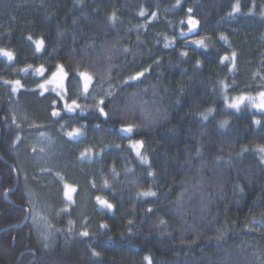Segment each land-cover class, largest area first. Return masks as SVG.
<instances>
[{
  "label": "trees",
  "instance_id": "obj_1",
  "mask_svg": "<svg viewBox=\"0 0 264 264\" xmlns=\"http://www.w3.org/2000/svg\"><path fill=\"white\" fill-rule=\"evenodd\" d=\"M7 1L0 0V48L14 53L7 68L42 66L50 74L63 65L68 98L84 110L55 117L63 107L55 91H41L31 73L8 92L0 71L8 92L0 90V264H148L146 256L151 264H264V115L247 100L228 107L264 92V0ZM189 15L199 21L191 32ZM202 38L206 48L193 44ZM233 51L235 67L221 62ZM82 70L93 74L98 93L116 85L102 105L107 117L95 106L98 93L75 92ZM137 72L144 76L124 83ZM14 103L35 126L18 120ZM129 125L131 133L122 131ZM56 128L66 144L44 171L25 156L22 140ZM74 128L78 138L67 135ZM134 141H143L147 163ZM85 149L90 158H81ZM61 179L76 187L64 212ZM29 181L57 206L53 249L35 231ZM89 189L113 208L90 200L82 215ZM146 191L156 195H138Z\"/></svg>",
  "mask_w": 264,
  "mask_h": 264
},
{
  "label": "rangeland",
  "instance_id": "obj_2",
  "mask_svg": "<svg viewBox=\"0 0 264 264\" xmlns=\"http://www.w3.org/2000/svg\"><path fill=\"white\" fill-rule=\"evenodd\" d=\"M8 1L10 2L11 0H8ZM17 1L19 2L20 0H17ZM38 1L39 0H27V2H29L28 4H32V5L37 3ZM20 2H23V0H21ZM10 5L11 4L9 3L7 7L10 8L9 7ZM0 26H1V21H0ZM193 44H195V43L193 42ZM8 62H12V60L9 61L7 57L0 56V71L1 72L5 71V73H3V75H2L5 77L3 78L1 76V80H3L4 83H6L7 81H10V80H12V81L18 80L19 77L21 76L20 74H23L27 78V77H29V75H31V73H33L35 76H33L32 83L36 82L37 83L36 87L41 89V91H44V92H46L48 90L55 91L57 93V96L59 97V99L63 103V107L56 108L55 111L56 112H62L63 110L68 111L64 107V104H65V102H67L68 104H71L72 101H70L68 98L69 94H68V89H67L66 77L62 81V88L57 87L56 84H45V89H46L45 90V89L40 88L39 85L44 84L46 80L50 79L52 73L56 69L52 73L47 74L45 68L43 67V75H40L35 71L36 69H39V68H27L28 70H27V72H25V71H23V69L18 70V68L16 69L14 67H8L7 68V65L9 64ZM80 72H83V70ZM37 77H39L40 79H38ZM73 82H76V84H74L75 85L74 90L79 96L80 95H90V94L94 95V94L98 93V89H95V86L93 87L94 80L89 87L88 94L82 93L83 81L79 75L77 77L73 78ZM6 84L10 85V87H11L8 92H13L12 91L13 85H11L9 83H6ZM110 85L112 86L111 91L113 92L116 85L115 84H109L104 89H102V91H100V93H98L99 98L104 96L105 90H108ZM5 87L6 86H3V85L0 86V90L2 91V89H3L4 94L8 93V92H6ZM30 97L31 98H33V97L37 98V96H35V95H32ZM107 97L108 96H104V98H107ZM258 99H259V97L257 98V100ZM18 106H19V104H17V103L13 104V110H14L15 116L18 118V120L25 125L35 126L36 121L30 119V117L28 115H25V112H23ZM254 109L257 112L264 115V110H261V109L255 108V107H254ZM55 117H58V116H55ZM60 128H62L63 130L65 129V127H61V126H60ZM58 130L59 129L56 128V129H52L49 131L31 132V133L26 134L22 140V144H23L22 148L24 149L25 156H29V158H30L29 160H32L35 163V165L41 170L55 166L57 158L62 155L61 152H62L64 145L66 144V141L64 140V138L62 136V132L61 131L58 132ZM72 130L73 129L69 130L68 132H71ZM42 133H43V135H41ZM70 138H78V137H70ZM136 142H138V141H134L133 143H131V146H132V144H134ZM33 149H35V150H33ZM41 149H43V151H41ZM133 150L136 153V149L133 148ZM140 153L142 155V148H140ZM49 173L51 175L45 174L47 178H49V179H51L53 177L59 178L57 173H53V172H49ZM87 175H88L87 181H90L93 178H95L94 177L95 174L92 172L87 173ZM63 180L61 179L62 186H64L65 183L72 184L69 182H63ZM27 186H28V190H29L28 195L30 197L31 206H32L31 215H32V222H33L35 231L37 232V235L41 239L42 243L46 246V248L53 249L55 242H56V235H57V227H56V224L54 222V218H55V216H57V214H56L57 213V211H56L57 206L55 203L48 201L43 196L42 192H40V190H42V188H44V186H41V185H40V187L37 186L36 181H33V182L29 181L27 183ZM99 187H101V186L98 184V186L95 189V192L99 193V191H101L103 189V188H99ZM84 192L85 193H83V191H82L81 201H80V202L85 204V206L81 205V207H80V213H82V215H84L86 213V211H84V210L85 209L87 210V208H89L88 204L91 202L90 200H92V203H93V200H96V197L98 196V195L94 196L90 189L85 190ZM74 195H75V193L73 194V199H74ZM59 199H61L60 203L63 207L61 211L64 212V210H65L64 206L66 205V203H64V200L66 202H68V201L64 197L63 191L59 195ZM71 204H72V202H71ZM244 264H249V261H246V263H244Z\"/></svg>",
  "mask_w": 264,
  "mask_h": 264
},
{
  "label": "snow or ice",
  "instance_id": "obj_3",
  "mask_svg": "<svg viewBox=\"0 0 264 264\" xmlns=\"http://www.w3.org/2000/svg\"><path fill=\"white\" fill-rule=\"evenodd\" d=\"M179 3V0H178ZM193 10L191 8L188 9V12L191 13ZM234 11H239V4L237 3L234 6ZM145 13L143 11L140 12V15H144ZM153 16H155V14L153 13ZM109 19L114 23L117 19L116 14L113 13ZM187 23L189 25V32H191L193 29H195L198 24L199 21L196 20L193 16L189 15L188 16V20ZM183 35V33H181ZM29 40H32V37L29 36L28 37ZM221 39L227 40V37L225 36H221ZM195 44H197L198 46L201 47H207V44L205 42V39H200V40H196L194 41ZM35 44V48L36 51H40L43 47H44V40L43 38L37 39L34 41ZM168 45L166 44L165 47H167ZM184 55H187V53H184ZM0 56H5L8 58L9 61L14 59V53L10 50L7 49H3L0 48ZM235 58H236V53L233 51L231 54V57L225 55L221 58V62L223 61H231V63L233 64V67H235ZM29 67H31V65H29ZM27 68L23 69V71L27 72ZM38 74L43 75V67L41 66V68L36 69L35 70ZM147 71V69L145 70ZM111 74V69H109L108 71V75ZM67 73L64 71V66L58 64L56 66V70L52 73L51 78L46 80L44 84L39 85L40 88L45 89V84H56L57 87H61L62 88V81L64 80V78L66 77ZM79 76L82 78L83 81V89H82V93L83 94H88L89 92V87L92 84L93 80H94V76L93 74L89 73L88 71H83L79 73ZM142 76H144V72H137L135 75H130L126 81H124L125 84H127L128 80H139ZM6 83L12 84L13 88L12 91L16 92L19 87H22L21 82L19 80H15V81H7ZM111 85L109 86L108 90H105L104 92V96H111L113 95V92L111 91ZM225 87H227L225 85ZM46 90V89H45ZM104 96H102L97 102H96V108L97 110L104 115L105 117H107L108 113L105 112L104 107H102V105L105 104V98ZM259 99L257 100L256 97H251V96H239L233 99V102L231 104L228 105V107L231 108H235L237 110H239L241 104H243L245 102V100L249 101L250 104L252 105V107L264 110V92H260L258 94ZM85 98H88L87 96ZM92 99L96 100V97H92ZM225 99H227V97H225ZM64 107L69 111V112H74L76 111L77 108H81V106L79 104H77L76 100L73 99L71 104H68L67 102H65ZM84 109L81 108V111H83ZM213 111V109L209 108L208 112L211 113ZM53 116H59L60 113L53 111L52 113ZM201 116L204 117V119H207V114L205 113H201ZM228 121H222L221 124L222 126L227 125ZM257 124H259V121H256ZM63 127V125H62ZM83 126H81L82 128ZM81 128H74L71 132H68L67 135L69 137H79L81 135ZM134 126L133 125H129L126 128H123L122 131L124 132H128L131 133L133 131ZM43 135V133L41 134ZM132 147L134 149H136V154L137 156L140 158V160L142 162L147 163V159L145 156L141 155L140 153V148L143 147V141H138L134 144H132ZM35 150V149H33ZM41 151H43V149H41ZM103 151V150H102ZM258 151L261 154V159L264 160V145H260L258 147ZM81 158H90L91 157V152L89 149H85L84 151H82L80 153ZM114 171V170H113ZM149 175H153L154 173H149ZM107 181H104V184L107 186ZM76 192V188L73 185L64 184V188H63V194L64 197L66 198V200L68 202H74L73 201V194ZM138 195H143V196H155L156 193L153 191H146L143 193H138ZM96 201L103 207L105 208H113V205L111 203H109L106 199H103L100 196L96 197ZM131 223V222H130ZM161 223H163V221H161ZM262 226H264V222H262ZM102 227H106V225H103ZM81 236H88L89 233L87 231H83L80 233ZM93 255L99 256L100 253L93 251ZM146 260H148V264H151V258L150 257H145Z\"/></svg>",
  "mask_w": 264,
  "mask_h": 264
},
{
  "label": "water",
  "instance_id": "obj_4",
  "mask_svg": "<svg viewBox=\"0 0 264 264\" xmlns=\"http://www.w3.org/2000/svg\"><path fill=\"white\" fill-rule=\"evenodd\" d=\"M29 218V216L27 217V219Z\"/></svg>",
  "mask_w": 264,
  "mask_h": 264
}]
</instances>
